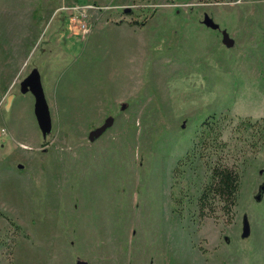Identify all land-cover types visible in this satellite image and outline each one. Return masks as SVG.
Here are the masks:
<instances>
[{
    "label": "rangeland",
    "instance_id": "obj_1",
    "mask_svg": "<svg viewBox=\"0 0 264 264\" xmlns=\"http://www.w3.org/2000/svg\"><path fill=\"white\" fill-rule=\"evenodd\" d=\"M262 128L264 0H0V264H264Z\"/></svg>",
    "mask_w": 264,
    "mask_h": 264
},
{
    "label": "water",
    "instance_id": "obj_2",
    "mask_svg": "<svg viewBox=\"0 0 264 264\" xmlns=\"http://www.w3.org/2000/svg\"><path fill=\"white\" fill-rule=\"evenodd\" d=\"M204 23L212 28V29H218V24L214 23L213 20L209 16H205ZM223 44L228 47L232 48L235 44L234 40L230 38L227 32H223ZM21 90L22 92H30L35 98V104H34V113L39 125V128L43 135H46L52 130V120L51 115L49 111V107L44 95L43 87L40 80L39 72L35 69L33 70L27 78L23 80L21 83ZM114 118L108 117L104 124L95 130H92L89 133V140L91 142L95 141L97 138H99L109 127L113 125ZM262 190H264V187H262ZM257 199H260V196L257 197ZM242 236L244 238L249 236V224L247 220L244 222V229ZM77 264H87L84 261H78Z\"/></svg>",
    "mask_w": 264,
    "mask_h": 264
},
{
    "label": "trees",
    "instance_id": "obj_3",
    "mask_svg": "<svg viewBox=\"0 0 264 264\" xmlns=\"http://www.w3.org/2000/svg\"><path fill=\"white\" fill-rule=\"evenodd\" d=\"M141 25H144V22ZM212 118L214 119L215 116ZM261 131V137L264 138V128H262ZM210 134H216V130L213 129V127H210L209 135ZM214 137H216V135ZM239 189V172L232 167H227L220 163L215 164L212 168L209 182L203 187L198 199L199 213L204 215L205 211H212L214 204L217 202L223 203L224 209L232 210L231 208L237 204Z\"/></svg>",
    "mask_w": 264,
    "mask_h": 264
},
{
    "label": "crops",
    "instance_id": "obj_4",
    "mask_svg": "<svg viewBox=\"0 0 264 264\" xmlns=\"http://www.w3.org/2000/svg\"><path fill=\"white\" fill-rule=\"evenodd\" d=\"M22 239V238H21ZM24 239H26V238H24ZM19 240L20 239H18V243H19ZM34 239L32 238V239H30V240H28V241H30V243L33 241ZM18 243L17 244H15V264H17V260H16V253H17V248H18ZM33 244V243H32ZM36 257H39L40 259H42L41 258V255L40 254H36ZM42 262H45V258H43V260H42ZM43 264V263H42Z\"/></svg>",
    "mask_w": 264,
    "mask_h": 264
}]
</instances>
